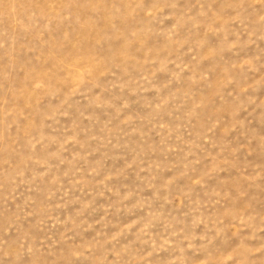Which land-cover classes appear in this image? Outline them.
I'll return each instance as SVG.
<instances>
[{
	"label": "rangeland",
	"instance_id": "374dc122",
	"mask_svg": "<svg viewBox=\"0 0 264 264\" xmlns=\"http://www.w3.org/2000/svg\"><path fill=\"white\" fill-rule=\"evenodd\" d=\"M0 264H264V0H0Z\"/></svg>",
	"mask_w": 264,
	"mask_h": 264
}]
</instances>
